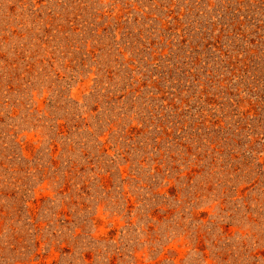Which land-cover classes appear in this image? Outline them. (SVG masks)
Listing matches in <instances>:
<instances>
[{
  "label": "rangeland",
  "instance_id": "374dc122",
  "mask_svg": "<svg viewBox=\"0 0 264 264\" xmlns=\"http://www.w3.org/2000/svg\"><path fill=\"white\" fill-rule=\"evenodd\" d=\"M0 264H264V0H0Z\"/></svg>",
  "mask_w": 264,
  "mask_h": 264
}]
</instances>
